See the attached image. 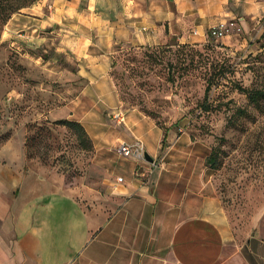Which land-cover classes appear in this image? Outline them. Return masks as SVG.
<instances>
[{
    "label": "crops",
    "instance_id": "obj_1",
    "mask_svg": "<svg viewBox=\"0 0 264 264\" xmlns=\"http://www.w3.org/2000/svg\"><path fill=\"white\" fill-rule=\"evenodd\" d=\"M261 18L264 0H40L13 17L9 35L23 27L24 41L39 43L47 31L56 33L60 50L75 59L81 87L66 106L68 117L87 132L104 130H92L91 139L113 181L95 205L79 201L81 191L59 177L0 167V264H264V233L238 240L206 172L186 169V145H177L186 141L182 135L160 155L161 129L137 112L127 137L142 143L135 128L149 121L144 133L155 132L159 150L156 158L145 153L154 168L115 152L126 142L108 144L104 118L116 106L109 71L118 49L197 42L213 26L246 28ZM169 151L177 153L165 159ZM115 160L128 163L126 175H112Z\"/></svg>",
    "mask_w": 264,
    "mask_h": 264
},
{
    "label": "rangeland",
    "instance_id": "obj_2",
    "mask_svg": "<svg viewBox=\"0 0 264 264\" xmlns=\"http://www.w3.org/2000/svg\"><path fill=\"white\" fill-rule=\"evenodd\" d=\"M1 1L6 7L0 16L9 18L0 19V167L22 169L32 178L38 172L49 180L59 177L66 187L81 191L79 201L85 197L99 205L113 179L106 177L109 165L101 167L97 160L91 136L104 130L84 129L92 144L88 150L72 130L52 123L70 120L66 106L81 87L74 77L75 59L60 50L56 33L47 31L39 43L24 41L23 27L8 34L9 21L40 0ZM109 77L117 107L104 112L111 124L105 131L108 144L133 143L127 128L137 112L161 129L160 155L182 135L186 141L177 145H186V169L206 172L205 181L238 240L264 233V99L251 103L238 89L264 90V18L222 38L118 49ZM120 109L124 125L111 117ZM140 122L135 130H140L144 151L156 158L157 135L144 133L148 120ZM176 153L169 151L164 158ZM209 156L214 168L207 163ZM128 171V163L114 161L112 175ZM115 205L110 201L109 212Z\"/></svg>",
    "mask_w": 264,
    "mask_h": 264
},
{
    "label": "built area",
    "instance_id": "obj_3",
    "mask_svg": "<svg viewBox=\"0 0 264 264\" xmlns=\"http://www.w3.org/2000/svg\"><path fill=\"white\" fill-rule=\"evenodd\" d=\"M233 28H238L233 24H219L217 26L211 27L207 32V37L212 38H222L229 30ZM195 34V32H194ZM112 119L117 124H122L125 121L124 113L120 110H116L111 114ZM117 153L125 158H133L138 161H146L145 160V151L142 146V143L139 141H134L133 143H120L116 148ZM152 167L157 166V162L150 163ZM117 182H121V178H117Z\"/></svg>",
    "mask_w": 264,
    "mask_h": 264
},
{
    "label": "trees",
    "instance_id": "obj_4",
    "mask_svg": "<svg viewBox=\"0 0 264 264\" xmlns=\"http://www.w3.org/2000/svg\"><path fill=\"white\" fill-rule=\"evenodd\" d=\"M34 1L35 0H29L28 4H31ZM5 7L6 6L0 0V8H5ZM8 18L9 17L7 14L0 16L1 22L5 19H8ZM132 48L147 49V48H153V47H132ZM113 58H114V56H113ZM209 89H210V85H208L207 88L205 89L204 100L207 99V94L209 92ZM238 89L247 95V98H248L249 102H251V103H256L260 99H264V90H261V89L248 90V89H244V88H238ZM52 123L54 125L63 126V127H66L68 129L72 130L77 135L79 143L83 147L87 148L88 150L92 148L91 140L88 137L86 131L84 130V127L79 122L74 121V120H69V119H59V120L53 121ZM213 162H214V159L211 156H209L207 163H209V165H211V168H214Z\"/></svg>",
    "mask_w": 264,
    "mask_h": 264
},
{
    "label": "water",
    "instance_id": "obj_5",
    "mask_svg": "<svg viewBox=\"0 0 264 264\" xmlns=\"http://www.w3.org/2000/svg\"><path fill=\"white\" fill-rule=\"evenodd\" d=\"M144 157H145V160L146 161H148V162H151L152 161L151 158L147 154H145Z\"/></svg>",
    "mask_w": 264,
    "mask_h": 264
},
{
    "label": "bare ground",
    "instance_id": "obj_6",
    "mask_svg": "<svg viewBox=\"0 0 264 264\" xmlns=\"http://www.w3.org/2000/svg\"><path fill=\"white\" fill-rule=\"evenodd\" d=\"M146 154V153H145Z\"/></svg>",
    "mask_w": 264,
    "mask_h": 264
}]
</instances>
